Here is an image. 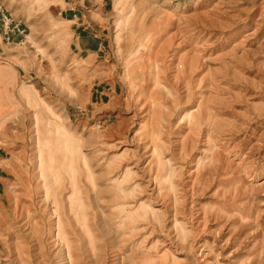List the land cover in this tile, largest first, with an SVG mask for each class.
<instances>
[{
	"label": "rangeland",
	"instance_id": "obj_1",
	"mask_svg": "<svg viewBox=\"0 0 264 264\" xmlns=\"http://www.w3.org/2000/svg\"><path fill=\"white\" fill-rule=\"evenodd\" d=\"M3 1L0 264H264V0Z\"/></svg>",
	"mask_w": 264,
	"mask_h": 264
},
{
	"label": "built area",
	"instance_id": "obj_2",
	"mask_svg": "<svg viewBox=\"0 0 264 264\" xmlns=\"http://www.w3.org/2000/svg\"><path fill=\"white\" fill-rule=\"evenodd\" d=\"M27 38L22 20L12 17L3 0H0V39L6 44H12L16 36Z\"/></svg>",
	"mask_w": 264,
	"mask_h": 264
},
{
	"label": "crops",
	"instance_id": "obj_3",
	"mask_svg": "<svg viewBox=\"0 0 264 264\" xmlns=\"http://www.w3.org/2000/svg\"><path fill=\"white\" fill-rule=\"evenodd\" d=\"M72 16H75V18L78 17V15H72ZM0 45H2V48H4L5 45H9V44H6V43L2 42L1 39H0ZM79 45H80V44H79ZM80 46H81V45H80ZM7 71H8V68H7L6 65H2V66L0 67V78L3 80L2 82H4V83H5V81L7 80V79H6V74L8 73ZM10 74H11V73H10ZM12 76H13V74H12Z\"/></svg>",
	"mask_w": 264,
	"mask_h": 264
}]
</instances>
